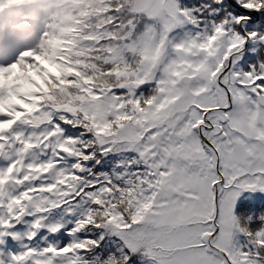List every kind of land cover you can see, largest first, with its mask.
<instances>
[{"label": "snow or ice", "instance_id": "obj_1", "mask_svg": "<svg viewBox=\"0 0 264 264\" xmlns=\"http://www.w3.org/2000/svg\"><path fill=\"white\" fill-rule=\"evenodd\" d=\"M4 9L40 32L0 63V264H264V0Z\"/></svg>", "mask_w": 264, "mask_h": 264}, {"label": "clouds", "instance_id": "obj_2", "mask_svg": "<svg viewBox=\"0 0 264 264\" xmlns=\"http://www.w3.org/2000/svg\"><path fill=\"white\" fill-rule=\"evenodd\" d=\"M24 13V9H4L0 11V24L16 23L18 25L19 17ZM33 23H36V21H33Z\"/></svg>", "mask_w": 264, "mask_h": 264}, {"label": "rangeland", "instance_id": "obj_3", "mask_svg": "<svg viewBox=\"0 0 264 264\" xmlns=\"http://www.w3.org/2000/svg\"><path fill=\"white\" fill-rule=\"evenodd\" d=\"M39 32L40 29L38 26H36V28H34L33 32L30 35L23 37L24 42L19 47H22L23 45L27 46L29 43L30 46L32 47L39 36ZM147 264H153V263H147Z\"/></svg>", "mask_w": 264, "mask_h": 264}, {"label": "trees", "instance_id": "obj_4", "mask_svg": "<svg viewBox=\"0 0 264 264\" xmlns=\"http://www.w3.org/2000/svg\"><path fill=\"white\" fill-rule=\"evenodd\" d=\"M241 219H242V221H241V225H244L245 224V222H246V220H245V218H243V217H241ZM247 221H249V219H247Z\"/></svg>", "mask_w": 264, "mask_h": 264}, {"label": "bare ground", "instance_id": "obj_5", "mask_svg": "<svg viewBox=\"0 0 264 264\" xmlns=\"http://www.w3.org/2000/svg\"><path fill=\"white\" fill-rule=\"evenodd\" d=\"M35 28V27H34ZM32 32H33V30H32ZM26 33H31V29L29 30V31H27Z\"/></svg>", "mask_w": 264, "mask_h": 264}]
</instances>
